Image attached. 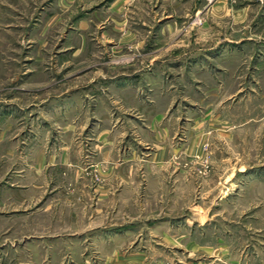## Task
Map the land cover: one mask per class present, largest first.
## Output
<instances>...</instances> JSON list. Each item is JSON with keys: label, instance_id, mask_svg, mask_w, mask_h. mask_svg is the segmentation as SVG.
<instances>
[{"label": "rangeland", "instance_id": "374dc122", "mask_svg": "<svg viewBox=\"0 0 264 264\" xmlns=\"http://www.w3.org/2000/svg\"><path fill=\"white\" fill-rule=\"evenodd\" d=\"M263 3L0 0V264H264Z\"/></svg>", "mask_w": 264, "mask_h": 264}, {"label": "crops", "instance_id": "0c3cea01", "mask_svg": "<svg viewBox=\"0 0 264 264\" xmlns=\"http://www.w3.org/2000/svg\"><path fill=\"white\" fill-rule=\"evenodd\" d=\"M264 1V0H263ZM264 4V3H263ZM239 9V8H238ZM242 12H244V10L242 11ZM240 13V12H239ZM159 117L158 116H156L154 119H155V121L158 119ZM139 135H140V137H141V140H147V139H149V138H147L145 135H144V133H141V132H139L138 133ZM159 134V133H158ZM154 135L153 137H152V139L153 140H157L158 138H159V135ZM106 147L105 148H108L107 147V145H105ZM108 146H111V145H108ZM119 153V151H117L116 149H114V147H110V149L109 150H107L106 151V153H107V155L106 156H104V157H106L107 158V162H106V164H107V168H108V172H109V174L112 172V171H116V170H118L120 167H122L124 164H126L125 162H123V163H120L119 165H117L116 163H115V159L117 158V157H119L120 156V154L119 155H117V153ZM115 153H116V155H115ZM123 153H125V151L123 152ZM123 153H121L122 155H124ZM121 155V156H122ZM65 157L67 156V158L69 157V151L66 149V152H65V155H64ZM71 157V156H70ZM69 162H70V160H69ZM39 168V167H38ZM113 169V170H112ZM39 171V170H38ZM41 172V171H40ZM113 172V173H114ZM121 180H123L124 182H126V181H130V178L128 177V176H123L122 177V179ZM109 194H107V196H108Z\"/></svg>", "mask_w": 264, "mask_h": 264}]
</instances>
